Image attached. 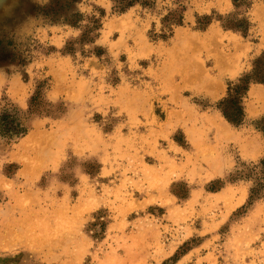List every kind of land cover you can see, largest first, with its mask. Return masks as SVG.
I'll return each mask as SVG.
<instances>
[{
	"label": "rangeland",
	"instance_id": "rangeland-1",
	"mask_svg": "<svg viewBox=\"0 0 264 264\" xmlns=\"http://www.w3.org/2000/svg\"><path fill=\"white\" fill-rule=\"evenodd\" d=\"M127 1L0 2V264H264V0Z\"/></svg>",
	"mask_w": 264,
	"mask_h": 264
},
{
	"label": "trees",
	"instance_id": "trees-1",
	"mask_svg": "<svg viewBox=\"0 0 264 264\" xmlns=\"http://www.w3.org/2000/svg\"><path fill=\"white\" fill-rule=\"evenodd\" d=\"M132 0L127 1L128 4ZM251 77L246 75L240 79L239 83H234L228 88L227 97L219 101V107L222 111V115L234 124H239L243 119V107L240 104L241 98L245 94L247 89L246 84ZM18 128L17 124L13 125V128ZM18 131V129H17ZM20 131H22L20 129Z\"/></svg>",
	"mask_w": 264,
	"mask_h": 264
},
{
	"label": "bare ground",
	"instance_id": "bare-ground-1",
	"mask_svg": "<svg viewBox=\"0 0 264 264\" xmlns=\"http://www.w3.org/2000/svg\"><path fill=\"white\" fill-rule=\"evenodd\" d=\"M5 0H0L1 3H3Z\"/></svg>",
	"mask_w": 264,
	"mask_h": 264
}]
</instances>
